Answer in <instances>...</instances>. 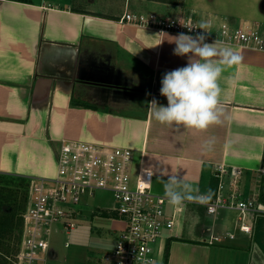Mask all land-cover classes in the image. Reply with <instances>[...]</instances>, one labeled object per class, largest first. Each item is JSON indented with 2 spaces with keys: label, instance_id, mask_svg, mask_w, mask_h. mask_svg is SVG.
Masks as SVG:
<instances>
[{
  "label": "crops",
  "instance_id": "0c3cea01",
  "mask_svg": "<svg viewBox=\"0 0 264 264\" xmlns=\"http://www.w3.org/2000/svg\"><path fill=\"white\" fill-rule=\"evenodd\" d=\"M124 13L192 17L213 28L227 23L264 37V0H0V173L52 177L61 140L77 139L131 148L134 166L152 170L151 190L159 195L169 175H180L200 193L211 188L212 199L218 165L241 169L242 195H258L264 48L207 38L242 58L219 81L222 122L204 132L162 125L149 103L167 106L163 74L186 66L188 57L173 53L169 39L179 32L121 21ZM213 137L205 152L203 142ZM259 202L248 235L237 230L234 210L208 213L205 203L167 201L174 219L161 242L167 264H264ZM215 236L220 240L210 243Z\"/></svg>",
  "mask_w": 264,
  "mask_h": 264
},
{
  "label": "built area",
  "instance_id": "2783aa9c",
  "mask_svg": "<svg viewBox=\"0 0 264 264\" xmlns=\"http://www.w3.org/2000/svg\"><path fill=\"white\" fill-rule=\"evenodd\" d=\"M120 20L131 21L159 30L196 35L201 22L192 17L161 18L154 14L124 13ZM194 27L189 31L188 27ZM207 38L264 48V37L258 30L246 31L222 23L209 24ZM219 180L215 197L205 203L208 213L219 209L236 211V228L251 235L253 220L262 212L257 193L242 195L241 169L230 171L222 165L215 170ZM153 172L134 166L133 150L125 146L100 144L77 139H62L55 152V174L52 177L28 178L27 206L21 218V239L13 264H38L45 261L49 235L55 223L68 233L77 224L81 212L73 205L96 191L111 193L113 205L108 217L121 223L114 248L104 252L101 264H167L161 244L172 230L173 214L166 212L165 196L151 190ZM228 179L227 184L222 180ZM259 187L260 182L256 183ZM103 214L105 210L98 208ZM218 241V236L209 242ZM67 245V243H66Z\"/></svg>",
  "mask_w": 264,
  "mask_h": 264
},
{
  "label": "clouds",
  "instance_id": "9594fccd",
  "mask_svg": "<svg viewBox=\"0 0 264 264\" xmlns=\"http://www.w3.org/2000/svg\"><path fill=\"white\" fill-rule=\"evenodd\" d=\"M188 28L191 31L194 27ZM198 28L203 32L196 35L179 33L170 37L169 41L176 45L174 55L187 56L188 63L163 74L160 95L166 97L167 106L153 98L149 103V112L162 125L182 126L194 132H204L210 126L222 122L224 112L219 81L222 74L239 64L242 58L231 49L220 47L217 41L206 42V29L209 28L207 22H201ZM229 82H233L232 78H229ZM214 144L215 138H209L203 142L202 148L210 152ZM212 195L211 188L206 193H200L198 187L180 175H169L164 182V196L169 204L176 207L182 206L185 201L207 203ZM145 264L155 262L146 261Z\"/></svg>",
  "mask_w": 264,
  "mask_h": 264
},
{
  "label": "rangeland",
  "instance_id": "374dc122",
  "mask_svg": "<svg viewBox=\"0 0 264 264\" xmlns=\"http://www.w3.org/2000/svg\"><path fill=\"white\" fill-rule=\"evenodd\" d=\"M27 196L28 181L0 176V211L15 214L14 226L10 229L5 225L0 234V264H13L21 239V218ZM112 205V195L105 190L96 191L84 197L80 204L73 205L81 212L76 226L66 233L61 223L53 224L47 257L38 264H101L103 253L114 248L116 230L121 224L100 214L98 208L106 210ZM263 224L262 220L258 222L259 226Z\"/></svg>",
  "mask_w": 264,
  "mask_h": 264
},
{
  "label": "trees",
  "instance_id": "16d2710c",
  "mask_svg": "<svg viewBox=\"0 0 264 264\" xmlns=\"http://www.w3.org/2000/svg\"><path fill=\"white\" fill-rule=\"evenodd\" d=\"M0 176L14 177V178H19V179L24 180V181H28V178H26L24 176H20V175L0 173ZM259 182H260V185L258 187V195L257 196H258V200L261 201L262 203H264V177H261L260 180H259ZM14 217H15V214L14 213L1 212L0 211V234L6 228L5 225H7L10 229L14 226V224H15Z\"/></svg>",
  "mask_w": 264,
  "mask_h": 264
}]
</instances>
